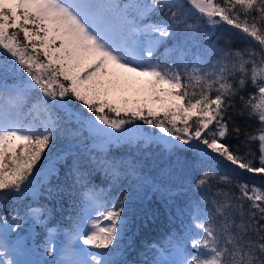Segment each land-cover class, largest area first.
<instances>
[{"label":"snow or ice","instance_id":"obj_1","mask_svg":"<svg viewBox=\"0 0 264 264\" xmlns=\"http://www.w3.org/2000/svg\"><path fill=\"white\" fill-rule=\"evenodd\" d=\"M201 22L231 26L247 46L213 42L193 51L191 33ZM0 57V206L34 193L37 162L61 129L76 123L97 138L100 153L114 141L143 140L170 156L185 154V162L191 154L200 166L195 187L206 191L194 205L193 226L167 246H155L151 264H264V186L233 182L214 167L264 181V0H0ZM113 67L150 78L144 99L132 101L133 107L127 99L123 107L109 101L131 87ZM248 84L252 91L241 94ZM122 111L119 119L110 115ZM237 116L257 127L242 130ZM137 120L171 139L134 136L141 133ZM232 136L244 139L233 147ZM98 170L113 182L137 175L107 155L76 159L69 173L81 181ZM210 180L225 187L213 190ZM82 189L83 210L63 231L58 252L53 243L60 230L46 228L41 247L51 260L20 259L35 250L29 248L33 237L13 235L28 220L46 227L44 209L29 205L24 215L3 217L0 264H129L121 247L129 193L108 200L87 184Z\"/></svg>","mask_w":264,"mask_h":264},{"label":"trees","instance_id":"obj_2","mask_svg":"<svg viewBox=\"0 0 264 264\" xmlns=\"http://www.w3.org/2000/svg\"><path fill=\"white\" fill-rule=\"evenodd\" d=\"M192 11L194 13V10ZM154 19H161V17H154ZM237 33L238 30L231 29V26L226 24L222 28L217 26L213 29L201 22L199 31L191 33V36L195 38V43L190 42L188 46L193 51L199 52L207 45L216 42L218 47L242 50L247 45ZM217 37L220 39L217 40ZM226 40L231 43L226 45ZM173 42V39H170L168 44L171 45ZM2 58L0 57V59ZM189 58H191V54ZM25 79H27L26 75ZM250 91H252V86L248 84L241 94L246 95ZM35 94L33 93V95ZM124 98L129 101L128 107H133L131 102L143 100L144 94L136 93L131 97L124 95ZM108 99L110 102H118L116 99L112 100V97ZM237 103H239L238 99ZM71 104L74 108L83 109V106L75 100H72ZM152 107L156 110L161 108L160 105H152ZM83 111L85 115H91L86 110ZM60 114L63 115V112ZM110 115L119 119L124 116V113L122 111L119 117L115 113ZM95 123L97 124L99 121H95ZM135 123L140 124L141 133H133L134 136H149L155 133L163 137L158 129L143 125L139 120ZM235 123L242 130L252 131L257 127L255 120L246 117H235ZM125 127L131 126L126 125ZM243 139V136L239 139L232 136L228 143L235 147ZM251 147L253 151H256V144H252ZM244 150L241 146V154ZM90 155H107L122 161L125 168L134 167L137 175L125 174L120 177L119 181L113 182L98 170L93 171L91 176L85 173L86 179L77 181L75 175L69 173V169L74 160L88 158ZM36 167L41 170L38 174L39 179L35 182L34 193L30 191L28 195L19 200L9 197L6 205L0 206V222L3 217L15 215L17 211L20 215H24L29 205L45 210L41 219L45 221L46 227L44 224L33 226L28 220L22 224L21 228L15 229L13 232V235L21 233L25 236L31 232L33 239L29 240V248L35 250L21 256L22 259L31 261L52 259V257L43 255L44 249L41 247L47 235L46 228L59 229L57 235L62 239L63 231L81 213L83 184H87L89 188H95L108 200L120 196L122 191L129 193L128 226L122 233L121 239V247L125 249L122 258L128 260L129 264H151V261L158 255L155 246H167L170 237L182 235L190 226H193L192 216L196 211L194 205L206 191L195 187V182L200 178L201 172L200 166L193 164L191 154H188V160L185 162V154L170 156L161 152L156 144H146L143 140H135L132 143L126 140L114 141L108 146L106 153H100L87 128L76 123L70 129H61L58 138L54 140V147L50 145L49 149L45 150ZM214 167H216L218 175L227 174L232 177L233 182L240 180L264 186V181H261L258 175L245 174L242 170L232 172L223 165ZM210 183L213 190L217 186L225 187L217 185L216 180H210ZM232 191L235 192L236 189L233 187ZM208 195L211 198V193ZM201 203L205 209L211 206L208 203ZM189 250H191L190 245Z\"/></svg>","mask_w":264,"mask_h":264},{"label":"rangeland","instance_id":"obj_3","mask_svg":"<svg viewBox=\"0 0 264 264\" xmlns=\"http://www.w3.org/2000/svg\"><path fill=\"white\" fill-rule=\"evenodd\" d=\"M110 71L114 72L118 76L123 77L131 85V87L127 91L116 92V93H114V94H112V95H110L108 97V98L112 97V100L113 99L118 100V102H112V103H115V104H118V105H121V106H124L123 105V100L125 99L124 95H127L128 97H131V96H133L136 93H143L142 90L145 87L146 82L150 79L149 77L138 76L135 73H128V72H125L123 69H119V68H115V67L111 68ZM97 125H99L101 128H107L106 125H100L99 123H97ZM107 130L109 132L116 131L115 129H107ZM92 139L97 140L94 137H92ZM57 243H58V238L55 237V240H54V243H53L54 253L58 252V249L56 248L57 247ZM83 247H87V246H83Z\"/></svg>","mask_w":264,"mask_h":264}]
</instances>
